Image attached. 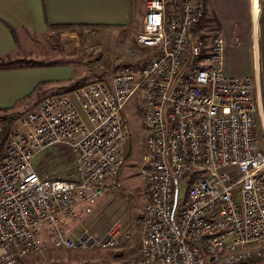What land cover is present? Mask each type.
Wrapping results in <instances>:
<instances>
[{
    "label": "built area",
    "instance_id": "obj_1",
    "mask_svg": "<svg viewBox=\"0 0 264 264\" xmlns=\"http://www.w3.org/2000/svg\"><path fill=\"white\" fill-rule=\"evenodd\" d=\"M144 9L136 41L152 51L143 63L74 89L83 113L70 94H51L10 130L0 158V264L54 249L117 248L132 221L140 243L133 264L264 259V121L257 134L253 77L224 72V34L207 19L205 0H144ZM138 92L144 206L134 219L127 202L112 209L98 235L81 223L104 216L100 201L122 188L130 133L122 111ZM57 144L75 152V179L34 169Z\"/></svg>",
    "mask_w": 264,
    "mask_h": 264
},
{
    "label": "crops",
    "instance_id": "obj_2",
    "mask_svg": "<svg viewBox=\"0 0 264 264\" xmlns=\"http://www.w3.org/2000/svg\"><path fill=\"white\" fill-rule=\"evenodd\" d=\"M208 1L205 0L207 19L214 21L216 27L221 30V21L225 26L224 32L222 30L225 39L224 72L235 77H253L252 94L258 103L256 122L262 133L263 125L260 126L258 118L260 117L263 123L264 0H256V3H251V0H248V3H226L219 17L214 13L213 15L208 13L207 3H210ZM135 2L136 0H0V58L3 60L25 58L42 64L38 67L0 68V108L13 107V111L25 114L33 110L43 97L56 93L70 94L74 103L80 107L79 101L72 93L78 86H72L71 80L63 82L71 77L59 76V72L56 71L65 65L43 62L42 59L35 57L33 43L30 42L28 47L32 49V53L25 49L26 45L31 38L44 33L48 35L60 33L61 36V32L64 34L69 31V36L75 34L78 40L79 33L83 31L128 29L134 19ZM58 25L76 27L67 30L52 28ZM72 38L74 39L73 36ZM82 117L87 121L85 115L82 114ZM38 173L43 175L39 171ZM76 177L77 163L76 174L71 179L47 176L68 180ZM108 213L107 210L103 216L105 223L95 228V234H103L107 229ZM87 219L82 220L85 224L82 225L91 229V223L90 226L87 224L90 220Z\"/></svg>",
    "mask_w": 264,
    "mask_h": 264
},
{
    "label": "rangeland",
    "instance_id": "obj_3",
    "mask_svg": "<svg viewBox=\"0 0 264 264\" xmlns=\"http://www.w3.org/2000/svg\"><path fill=\"white\" fill-rule=\"evenodd\" d=\"M208 2H210L207 3L208 13L211 15L214 13L219 17L226 3H248V0H209ZM135 3L134 19L128 29L112 28L83 31L80 32L83 43L80 41L79 35L77 40L75 34L72 35L73 39L69 34L67 37L63 36L62 32L61 36L60 33L57 35L44 33L31 38L25 49H29L28 52L31 51L32 49L28 47L29 43L32 42L36 58L47 63L65 65L56 71L59 72V76L71 77V79H66L63 82L71 80L72 86L79 87L93 81L109 79L111 74L121 66L140 65L152 51V48L141 46L136 41L135 34L141 27L145 9L144 0L140 2L136 0ZM251 3H254V0H251ZM210 22L212 25H216L214 21L211 20ZM221 24L223 30L225 26L222 21ZM207 25L210 26L208 22ZM142 103L143 96L138 92L123 107L122 112L127 120L130 133L124 147L125 163L120 173L122 188L117 192L107 194V197L105 196L98 205L99 210L105 213L107 210L110 212L127 202L130 204L132 219L141 213L145 202L142 193L140 159L145 150L147 129L144 117L137 109V105ZM76 107L82 112L81 107L77 105ZM258 119V123L262 126L260 117ZM260 130L261 128L256 129L257 134H260ZM34 167L37 172L43 174L40 175L41 177L56 176L71 179L76 174V154L70 147L57 144L40 152L35 158ZM230 173L233 177L237 175L231 171ZM184 187L185 183L182 180L179 183V198L184 196ZM236 191L237 197L240 198L239 186L236 187ZM93 222L90 220L87 221V224L91 223L90 230L94 233L96 227L105 223L103 216ZM129 232L128 240L117 248L83 252L65 249L47 250L43 254L31 256L26 260L27 262L25 261L26 263L23 262L22 264H133L140 244L133 221ZM253 264H264V259Z\"/></svg>",
    "mask_w": 264,
    "mask_h": 264
},
{
    "label": "trees",
    "instance_id": "obj_4",
    "mask_svg": "<svg viewBox=\"0 0 264 264\" xmlns=\"http://www.w3.org/2000/svg\"><path fill=\"white\" fill-rule=\"evenodd\" d=\"M83 26V25H81ZM75 26L72 25H58V26H52V28L55 29H71L74 28ZM80 35V41L83 43V39L81 34ZM16 66H26V67H38L42 66V64L34 61V60H26L25 58H14L10 59L8 58L7 60H3L0 58V68H7V67H16ZM23 115L22 112H16L13 111V107L9 108H0V123L3 125V132L0 135V158H1V153L2 150L8 140V135L12 127L17 123L19 118ZM67 250V249H65ZM78 252H83V251H78ZM27 262V261H26ZM24 262V263H26Z\"/></svg>",
    "mask_w": 264,
    "mask_h": 264
},
{
    "label": "bare ground",
    "instance_id": "obj_5",
    "mask_svg": "<svg viewBox=\"0 0 264 264\" xmlns=\"http://www.w3.org/2000/svg\"><path fill=\"white\" fill-rule=\"evenodd\" d=\"M118 69V68H117Z\"/></svg>",
    "mask_w": 264,
    "mask_h": 264
}]
</instances>
